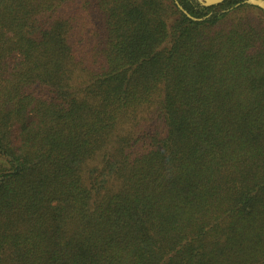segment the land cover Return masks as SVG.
I'll list each match as a JSON object with an SVG mask.
<instances>
[{"label":"trees","instance_id":"obj_1","mask_svg":"<svg viewBox=\"0 0 264 264\" xmlns=\"http://www.w3.org/2000/svg\"><path fill=\"white\" fill-rule=\"evenodd\" d=\"M241 3L0 0V264H264Z\"/></svg>","mask_w":264,"mask_h":264},{"label":"water","instance_id":"obj_2","mask_svg":"<svg viewBox=\"0 0 264 264\" xmlns=\"http://www.w3.org/2000/svg\"><path fill=\"white\" fill-rule=\"evenodd\" d=\"M198 1L204 7H212V6L220 5L227 0H198ZM241 1H242L241 4H248V5L257 7L264 12V0H241ZM239 5L240 4H238L237 6H239ZM179 8L181 11H183L184 14H186L188 17H190L188 12L185 11L181 6H179Z\"/></svg>","mask_w":264,"mask_h":264}]
</instances>
